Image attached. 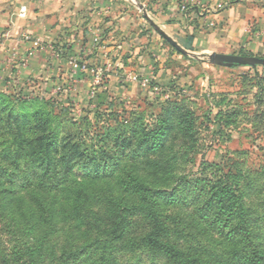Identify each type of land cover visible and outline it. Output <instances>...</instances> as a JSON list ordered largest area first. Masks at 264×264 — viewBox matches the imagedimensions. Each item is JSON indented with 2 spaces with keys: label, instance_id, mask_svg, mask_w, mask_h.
Masks as SVG:
<instances>
[{
  "label": "trees",
  "instance_id": "obj_1",
  "mask_svg": "<svg viewBox=\"0 0 264 264\" xmlns=\"http://www.w3.org/2000/svg\"><path fill=\"white\" fill-rule=\"evenodd\" d=\"M149 87L159 88L154 80ZM24 93L20 89L19 95ZM25 103L0 92V264H116V252L123 249H145L170 264H264L256 242L264 219L259 222V211L246 203L248 176L244 164L234 159L239 152H232L233 158L224 165L202 160L197 177L174 175L172 191L164 189L169 174H163L155 153L166 156L162 141L168 142L167 115L187 112L181 103L166 102L152 129L138 126L137 120L126 126L118 122L112 136L115 145H129L126 151L133 153V161L149 146L144 151L155 158L147 157L145 163V156L137 163L153 170L157 184L132 175L128 162L117 159V149L105 148L102 131L90 120L77 124L49 114L19 113L16 105ZM256 103L263 109L260 119L264 121L263 90ZM114 105L110 102L108 108ZM187 115V124L179 127L187 131L185 139L199 134L194 112ZM67 125L70 129L60 136V128ZM136 128L143 134L140 142L138 133H133ZM223 134L220 128L219 135ZM173 160L177 159L167 164ZM118 168L121 175L103 184L110 170ZM192 199L196 220L220 234L229 247L214 263L206 259L203 249L193 251L173 240L187 239L191 224L172 217L163 204L179 208ZM90 251L98 256L88 259Z\"/></svg>",
  "mask_w": 264,
  "mask_h": 264
},
{
  "label": "rangeland",
  "instance_id": "obj_2",
  "mask_svg": "<svg viewBox=\"0 0 264 264\" xmlns=\"http://www.w3.org/2000/svg\"><path fill=\"white\" fill-rule=\"evenodd\" d=\"M2 39L4 40L5 36L0 30V40ZM163 44L169 48V51H172L167 43ZM172 53L176 54V58L151 56L150 59L155 73L161 70V66L166 67L168 71L165 73V78H168V81L174 80L176 84L163 89L158 88L159 92L154 97L144 95L136 89L124 91L125 89L120 87L109 86V91L112 94V98H110L115 103L113 109L108 108L110 101L107 97L101 98V100L95 99V101L89 99L87 94L89 87L85 86L84 82L77 77L78 73L84 69H74L71 64H69V72L65 73L66 76L60 77L61 82L58 84L45 74L42 76L43 79L37 78L31 83V86L22 88L23 91L25 90V95H19L20 89L17 87L1 93L8 96L15 95L24 102L26 101L25 104L16 105L15 109L19 113L49 114L61 117L66 121H75L77 124H82L84 119L90 120L95 129L102 131L104 136L102 143H105V148L115 147L117 159L121 163L128 162L132 175L156 184L159 181L153 174V170L144 166L148 162L147 157H154L152 152L144 151L149 146L140 152V157L133 161V153L129 154L126 151L129 145H115L113 139L115 136H112L117 131L119 123L126 126L136 120L138 126L144 125L152 129L157 125L156 118L162 116L160 115L161 107L167 105L166 102H179L185 106V111L194 112L197 118L194 122L195 129L199 134L190 135V138L188 136L185 139L184 135L187 131L183 133L179 127L182 124H187L189 118L187 112L181 115L177 111L168 112L169 120L168 126H166L168 142L162 141V145H166V156L161 151L155 153L163 164V174H169L167 178L169 186L164 189L172 191V187L175 186L172 180L174 175L197 177L202 160L224 165L228 163V158H233L232 152H239L240 156L238 155L234 159H238L244 164V172L248 176L246 203L259 211V222H262L264 219V121L260 119L263 109H258L256 101L262 90L264 94V66L217 67L211 65V55L197 54L187 59L178 52L172 51ZM252 56L264 58V54ZM76 58L80 64L82 63L86 67L93 64L84 61V58L87 57L82 54ZM143 66L150 65L143 63ZM87 71H89L88 68L85 72ZM70 74L75 77L71 78ZM129 74L139 75L140 72L130 71ZM102 75L103 72L100 71L96 77L99 76L101 79ZM69 77L71 80L67 81ZM120 93L122 95L117 99V95ZM121 100L123 101L121 102ZM119 102L122 104H118ZM123 110H126L125 113ZM219 120L229 122L228 126L225 122L219 123ZM220 128L223 130V136L219 135ZM68 129H70L68 125L61 127L60 136H63L62 133ZM175 129L177 134H174ZM133 133H138V142L143 139L139 128H136ZM187 148H192V152H188ZM143 157L145 158L142 160ZM171 158L177 160L167 164ZM140 160L145 163L138 165L137 162ZM165 164L167 166H164ZM121 172L120 168L115 171L110 170L107 180L103 184L112 183L121 175ZM75 173L80 174V170L76 169ZM163 206L169 210L172 217L179 216L188 225L191 224L187 230L188 238L184 241L175 238L173 239L175 242L184 244L193 251L197 250V247L203 249L205 252L200 251L212 263L217 261V257L226 255L229 247L222 243L220 234L204 222L196 220L198 219L195 214L197 205L193 204V199L179 208H174L169 204H163ZM193 220L196 226L193 225ZM181 228H187L186 224L184 223ZM257 237L256 242L264 253V225H261L257 230ZM86 253L90 260L98 256L96 252ZM116 258V264H170L165 257L149 253L145 249H123L116 252ZM82 263L78 262L77 264Z\"/></svg>",
  "mask_w": 264,
  "mask_h": 264
},
{
  "label": "crops",
  "instance_id": "obj_3",
  "mask_svg": "<svg viewBox=\"0 0 264 264\" xmlns=\"http://www.w3.org/2000/svg\"><path fill=\"white\" fill-rule=\"evenodd\" d=\"M181 1L0 0V30L5 36L0 40V92L31 86L45 74L58 84L69 72L70 59L82 54L84 61L93 63L82 65L77 75L89 87V99L101 95L113 102L109 86L154 97L159 91L129 80L132 71L153 76L161 89L176 84L165 78L166 67L154 72L151 56L174 59L172 51L187 59L197 54H264V0H185L191 6L187 16L178 10ZM24 6L26 16L20 17ZM25 34L41 48L23 40ZM100 71L101 79L96 77Z\"/></svg>",
  "mask_w": 264,
  "mask_h": 264
},
{
  "label": "water",
  "instance_id": "obj_4",
  "mask_svg": "<svg viewBox=\"0 0 264 264\" xmlns=\"http://www.w3.org/2000/svg\"><path fill=\"white\" fill-rule=\"evenodd\" d=\"M169 40L182 53L188 54V52L181 48L176 42L171 39ZM210 62L213 65L226 68L264 66V58L234 54L213 53L210 56Z\"/></svg>",
  "mask_w": 264,
  "mask_h": 264
},
{
  "label": "built area",
  "instance_id": "obj_5",
  "mask_svg": "<svg viewBox=\"0 0 264 264\" xmlns=\"http://www.w3.org/2000/svg\"><path fill=\"white\" fill-rule=\"evenodd\" d=\"M190 7L191 6L189 2L182 0L178 5V10L183 16H187L189 14ZM202 8H203V11H206L204 6ZM26 9L27 8L25 6L20 9V12H19L20 17L26 16ZM203 15H204V12H203ZM22 38L26 42H33L36 48H41V43L37 40H33L31 36H29L28 34L23 35ZM70 64L72 65V68L74 69L82 68V63L80 64V62L78 61L76 57H72L70 59ZM79 64H80V67H79ZM129 80L138 82L142 87H149L151 82L153 81V76L130 74ZM155 90L158 91V88H155Z\"/></svg>",
  "mask_w": 264,
  "mask_h": 264
}]
</instances>
